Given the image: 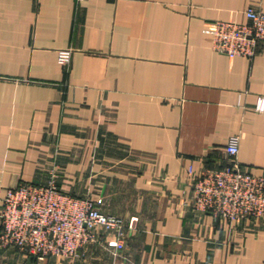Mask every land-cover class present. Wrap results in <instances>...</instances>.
I'll use <instances>...</instances> for the list:
<instances>
[{
	"label": "crops",
	"instance_id": "1",
	"mask_svg": "<svg viewBox=\"0 0 264 264\" xmlns=\"http://www.w3.org/2000/svg\"><path fill=\"white\" fill-rule=\"evenodd\" d=\"M248 6L264 0H0V198L53 179L133 220L117 253L98 230L80 255L34 264H264V215L225 221L189 201L231 136L264 174V55L231 58L202 32ZM26 260L0 247V264Z\"/></svg>",
	"mask_w": 264,
	"mask_h": 264
},
{
	"label": "built area",
	"instance_id": "2",
	"mask_svg": "<svg viewBox=\"0 0 264 264\" xmlns=\"http://www.w3.org/2000/svg\"><path fill=\"white\" fill-rule=\"evenodd\" d=\"M244 21L215 19L204 24L212 48L229 57L264 55V9L248 6ZM71 49L57 52L58 62L67 65ZM255 109L264 112V96ZM223 165L204 168L191 176L190 205L194 210L225 221H255L264 215V174L244 169L237 161L238 136L224 147ZM191 173V167L188 168ZM99 200L62 191L53 179L46 183L20 181L6 188L0 198V247L17 248L26 255L25 264L47 257L67 259L81 254L100 232L115 235V253L125 246L128 224L119 215L103 212Z\"/></svg>",
	"mask_w": 264,
	"mask_h": 264
},
{
	"label": "rangeland",
	"instance_id": "3",
	"mask_svg": "<svg viewBox=\"0 0 264 264\" xmlns=\"http://www.w3.org/2000/svg\"><path fill=\"white\" fill-rule=\"evenodd\" d=\"M86 196H90V197H93V198H96L97 200H99V203H100V198H98V197H94V196H91V195H86ZM82 197V196H81ZM80 255V254H79ZM74 257H76V256H74Z\"/></svg>",
	"mask_w": 264,
	"mask_h": 264
}]
</instances>
